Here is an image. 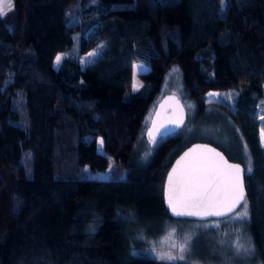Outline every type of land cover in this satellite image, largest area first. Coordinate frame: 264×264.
Here are the masks:
<instances>
[{
	"label": "trees",
	"instance_id": "trees-1",
	"mask_svg": "<svg viewBox=\"0 0 264 264\" xmlns=\"http://www.w3.org/2000/svg\"><path fill=\"white\" fill-rule=\"evenodd\" d=\"M97 47L83 65L69 55ZM136 60L148 66L141 85L118 96L117 73ZM172 69L194 120L215 105L233 123L240 220L264 264V0H14L0 19V264H187L154 259L137 238L144 222L180 220L161 186L188 143L167 134L136 160ZM208 90L234 91L231 110L205 101Z\"/></svg>",
	"mask_w": 264,
	"mask_h": 264
},
{
	"label": "rangeland",
	"instance_id": "rangeland-1",
	"mask_svg": "<svg viewBox=\"0 0 264 264\" xmlns=\"http://www.w3.org/2000/svg\"><path fill=\"white\" fill-rule=\"evenodd\" d=\"M99 48H93L86 53L74 52L69 54L76 57L83 65L90 61L97 54ZM62 59L59 64L56 58ZM66 53L56 55L54 64L58 67L61 61L67 57ZM148 68L142 61H132L119 69L118 77V96H122L128 91H134L141 85L138 73ZM174 92L178 95L185 106L186 119L181 128L175 133L182 137V144L190 141H208L220 148L225 155L235 160L237 155H244L238 148L233 123L221 107L208 106L205 111L194 120L193 103L187 99L181 88V83L174 69L170 71L163 82L160 93ZM232 90H208L205 101L213 104L223 103L226 109L233 107ZM214 94V95H210ZM257 116L259 120L258 142L264 148V94L257 103ZM146 115L147 123L150 116ZM101 138L96 139V149L102 151ZM153 142L147 139L141 141L137 149L136 160L143 162L148 156ZM137 144V143H136ZM242 159V158H241ZM245 162V161H244ZM246 164V162H245ZM244 168V167H243ZM94 176L106 177L107 171L94 172ZM247 211L244 202L231 214L222 218L192 219L178 218L179 221L172 222L164 219L162 221L152 220L140 225L143 231L137 235L138 240L148 246L144 252L154 259L162 262H182L187 264H262L254 259V251L248 239L246 226L238 217L237 213ZM157 229L161 230L156 232ZM155 231V232H153ZM239 246V250H238ZM163 257V258H162ZM173 257V259H168ZM182 257V258H181Z\"/></svg>",
	"mask_w": 264,
	"mask_h": 264
},
{
	"label": "water",
	"instance_id": "water-1",
	"mask_svg": "<svg viewBox=\"0 0 264 264\" xmlns=\"http://www.w3.org/2000/svg\"><path fill=\"white\" fill-rule=\"evenodd\" d=\"M185 119L186 110L181 99L174 92H165L156 100L151 110L144 136L152 142L158 137L174 133L182 127ZM229 165H239L243 170L240 179L245 198L243 165L228 158L220 148L208 141L189 142L173 157L163 176L161 197L167 213L174 218L209 219L221 218L235 211L244 200L232 212H226L238 191L233 187L234 171ZM169 195L177 212L220 211L226 214L176 215L169 205Z\"/></svg>",
	"mask_w": 264,
	"mask_h": 264
},
{
	"label": "snow or ice",
	"instance_id": "snow-or-ice-1",
	"mask_svg": "<svg viewBox=\"0 0 264 264\" xmlns=\"http://www.w3.org/2000/svg\"><path fill=\"white\" fill-rule=\"evenodd\" d=\"M14 10V0H0V19H2L3 17H5L9 12ZM62 59V57L58 56L56 58V63L59 64L60 60ZM210 95H214V94H210ZM261 119H264V117H262ZM262 131V136H264V129L261 130ZM101 146L103 144V141L100 142ZM187 155V154H186ZM229 168L233 169L234 171V184L233 187L234 189H237V194L236 197L234 199V201L232 202L231 206L227 207L226 212H232L233 209L241 203V201L244 200V194H243V186L241 183V179H240V173L243 171L239 165H229ZM248 172H251V167L249 166L247 169ZM170 181H171V177H170ZM169 205L172 206V197L171 195H169ZM244 208H247V204H244ZM172 211L174 214L176 215H216V216H222L225 215V212H177L176 208L174 206H172ZM238 217H244L247 216V211H243L240 213H237ZM238 250H239V246H238ZM163 258V257H162ZM182 258V257H181ZM168 259H173V257H168Z\"/></svg>",
	"mask_w": 264,
	"mask_h": 264
}]
</instances>
